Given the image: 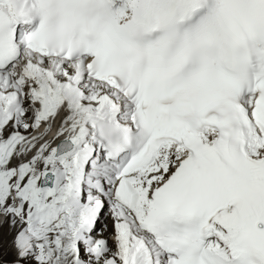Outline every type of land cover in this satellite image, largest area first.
Listing matches in <instances>:
<instances>
[{"label":"snow or ice","instance_id":"6c2138e0","mask_svg":"<svg viewBox=\"0 0 264 264\" xmlns=\"http://www.w3.org/2000/svg\"><path fill=\"white\" fill-rule=\"evenodd\" d=\"M0 264H264V0H0Z\"/></svg>","mask_w":264,"mask_h":264},{"label":"rangeland","instance_id":"374dc122","mask_svg":"<svg viewBox=\"0 0 264 264\" xmlns=\"http://www.w3.org/2000/svg\"><path fill=\"white\" fill-rule=\"evenodd\" d=\"M109 231H111V221H109Z\"/></svg>","mask_w":264,"mask_h":264},{"label":"bare ground","instance_id":"6f19581e","mask_svg":"<svg viewBox=\"0 0 264 264\" xmlns=\"http://www.w3.org/2000/svg\"><path fill=\"white\" fill-rule=\"evenodd\" d=\"M109 242H110V240H109Z\"/></svg>","mask_w":264,"mask_h":264}]
</instances>
